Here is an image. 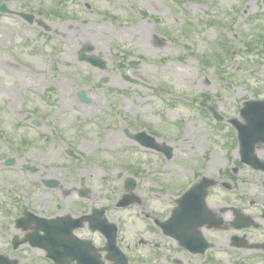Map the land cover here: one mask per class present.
Wrapping results in <instances>:
<instances>
[{"label":"rangeland","instance_id":"1","mask_svg":"<svg viewBox=\"0 0 264 264\" xmlns=\"http://www.w3.org/2000/svg\"><path fill=\"white\" fill-rule=\"evenodd\" d=\"M1 3L33 21L0 13V248L9 249L22 208L42 217L77 212L76 195L66 194L73 187L89 188L83 201L102 205L112 185L127 191L134 168L127 192L139 203L124 214L123 229L127 243L145 247L138 239L151 231L145 217H166L192 172L201 165L216 177V162L224 165L230 151V125L198 102L226 120L246 100L264 99V0ZM84 45L103 68L79 61ZM32 117L51 125L46 139L16 123ZM124 123L151 130L172 156L141 148ZM9 156L15 163L5 166ZM45 178L56 187L43 188Z\"/></svg>","mask_w":264,"mask_h":264},{"label":"flooded vegetation","instance_id":"2","mask_svg":"<svg viewBox=\"0 0 264 264\" xmlns=\"http://www.w3.org/2000/svg\"><path fill=\"white\" fill-rule=\"evenodd\" d=\"M28 122L31 124L30 120ZM38 122L37 126L27 127L28 132L39 135L51 127L46 121ZM238 149L236 140L232 152L224 155L225 164L216 162L220 169H217L216 177H210L213 184L205 196L206 210L196 206L194 216H188V220H193L179 227L186 242L182 244L173 233H162L157 226V229L140 232L138 236V239L145 240L144 246L149 251L147 255L144 254L146 250L141 243L137 242L134 247L127 243L123 226L124 214L129 208L118 206L122 192L117 185L107 188L110 197L99 206L83 201L90 198L89 188L73 187L71 191L67 190V195H76L72 199L73 204L78 207V211L72 213L74 216L90 214L91 221L94 222L97 214L101 212L109 224L101 223L100 228H94L91 222H83L73 231L75 238L71 237L72 249H62L72 257L61 259L62 262L123 264L125 258V264H264V165L262 168H255L253 164L243 162ZM254 153L264 161V144L256 143ZM213 165L215 166L214 162ZM199 168L200 172L203 168L201 165ZM203 175L208 176L204 172L199 178ZM194 176L192 173V177ZM106 197L105 194L103 198ZM195 204L197 205L196 201ZM175 205L176 198L173 199L166 217L171 216ZM164 218L153 217L154 220ZM13 224L15 227V223ZM23 227H15L18 231L12 236L9 249L0 248L3 259L6 258L11 264H55L46 258L44 249L31 246L29 242L20 243L35 229V225L31 223L27 230ZM112 237L113 244L110 242Z\"/></svg>","mask_w":264,"mask_h":264},{"label":"water","instance_id":"3","mask_svg":"<svg viewBox=\"0 0 264 264\" xmlns=\"http://www.w3.org/2000/svg\"><path fill=\"white\" fill-rule=\"evenodd\" d=\"M1 11L7 10L4 5L0 7ZM23 17L31 21L32 16L27 15L24 13H21ZM93 48L90 45H84L83 48L79 51V60L86 61L90 63L92 66H96L99 68H103L105 66V61L93 54H86L85 51H92ZM83 97V96H81ZM84 99V97H83ZM208 108L213 112V115L217 119H221V116L218 115V113L214 110L212 106H208ZM242 114L246 117L247 120H250L252 125L249 124L248 128L243 126L242 124L236 123V127L238 128V136L242 143L246 141V139H249L251 137L254 138H262L264 137V101H246L245 106L242 109ZM236 121V120H235ZM249 130L248 133H245L244 130ZM255 130L256 132H253ZM258 130V131H257ZM142 135H144L142 133ZM162 149V148H161ZM164 150L168 151L167 153L171 154V148L170 147H164ZM183 199H181L180 204H182ZM42 223V229L46 232L49 231V233L54 232L58 229L60 226L58 223H63L64 226H66L63 231L64 232H71L72 228V219L69 215L67 217H64L62 219H45V218H36ZM21 223V221H20ZM51 224V225H50ZM47 225V227H46ZM167 224H164L163 226L166 227Z\"/></svg>","mask_w":264,"mask_h":264}]
</instances>
